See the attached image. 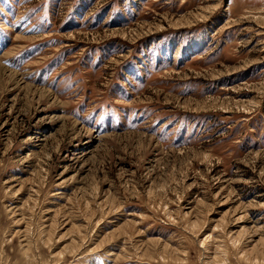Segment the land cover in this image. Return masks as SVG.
Listing matches in <instances>:
<instances>
[{
    "label": "rangeland",
    "instance_id": "rangeland-1",
    "mask_svg": "<svg viewBox=\"0 0 264 264\" xmlns=\"http://www.w3.org/2000/svg\"><path fill=\"white\" fill-rule=\"evenodd\" d=\"M0 264H264V0H0Z\"/></svg>",
    "mask_w": 264,
    "mask_h": 264
}]
</instances>
